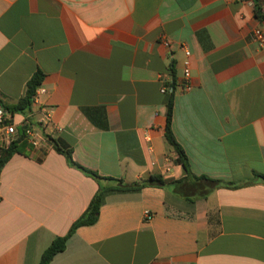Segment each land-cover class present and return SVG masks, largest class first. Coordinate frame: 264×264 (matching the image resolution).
Wrapping results in <instances>:
<instances>
[{"label":"crops","instance_id":"obj_1","mask_svg":"<svg viewBox=\"0 0 264 264\" xmlns=\"http://www.w3.org/2000/svg\"><path fill=\"white\" fill-rule=\"evenodd\" d=\"M256 29L264 20L254 0H0V99L17 103L41 71L47 93L27 115L10 113L20 133L25 119L37 126L43 108L51 113L42 146L20 143L0 175V264H40L98 192L52 141L103 177L186 176L165 136L162 76L177 85L172 130L192 172L240 187L196 203L154 187L112 194L98 222L79 228L51 264H264ZM183 48L191 52L189 92Z\"/></svg>","mask_w":264,"mask_h":264},{"label":"trees","instance_id":"obj_2","mask_svg":"<svg viewBox=\"0 0 264 264\" xmlns=\"http://www.w3.org/2000/svg\"><path fill=\"white\" fill-rule=\"evenodd\" d=\"M254 2L256 17L259 20H264V11L260 0H254ZM44 78L45 75L41 71H38L28 82L26 94L23 98L13 105L7 104L0 99V108L13 114L27 115L32 109L37 88L43 84ZM175 89L176 83L174 81L170 85V90L167 94V125L165 136L168 143L174 148L178 155V163L184 168L186 176L183 179L166 180L161 175H152L138 182L126 183L123 179L103 177L75 162L72 148L52 141L55 151L63 155L71 167L80 170L86 176L94 179L98 183L99 189L90 202L86 212L73 224L69 233L64 237H57L48 249H46L41 257L40 264H51L58 254L66 250L68 241L79 228L95 225L99 220L102 206L105 204L106 199L112 194L135 193L145 188L154 187L168 190L187 202L196 203L197 201L206 199L207 196L216 189H236L240 187V185L211 179L207 176H197L192 172L185 150L177 141L172 130ZM21 133L18 141L14 142L8 149L2 151L0 157V175L8 161L15 153L19 152V144L25 141L24 131L22 130ZM258 178L264 182V176H258ZM251 184L252 182H247L244 186Z\"/></svg>","mask_w":264,"mask_h":264},{"label":"built area","instance_id":"obj_3","mask_svg":"<svg viewBox=\"0 0 264 264\" xmlns=\"http://www.w3.org/2000/svg\"><path fill=\"white\" fill-rule=\"evenodd\" d=\"M253 43L257 44L259 48L264 49V31L261 29L254 30L251 35ZM167 47H170L168 41H164ZM185 53L184 68H183V86L186 92L192 90V63L190 50L183 48ZM162 82V94L167 95L170 90L169 82L165 79V76L161 77ZM177 86V85H176ZM47 91L43 87H38L34 102L36 103L39 96L45 95ZM42 118L39 125H32L28 119H25L22 123V130L24 131L25 138L33 148H40L42 146V128L48 127L51 124V113L48 108L42 109ZM13 115L9 111H5L0 108V157L3 150L8 149L14 142L18 141L21 134L18 130V126L13 123ZM146 219H152L151 212H146Z\"/></svg>","mask_w":264,"mask_h":264}]
</instances>
